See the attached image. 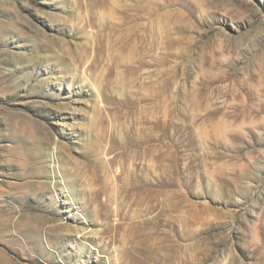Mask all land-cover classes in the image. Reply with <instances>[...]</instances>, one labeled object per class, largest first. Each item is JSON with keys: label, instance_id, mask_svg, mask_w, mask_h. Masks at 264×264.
Instances as JSON below:
<instances>
[{"label": "rangeland", "instance_id": "rangeland-1", "mask_svg": "<svg viewBox=\"0 0 264 264\" xmlns=\"http://www.w3.org/2000/svg\"><path fill=\"white\" fill-rule=\"evenodd\" d=\"M0 264H264V0H0Z\"/></svg>", "mask_w": 264, "mask_h": 264}, {"label": "bare ground", "instance_id": "bare-ground-1", "mask_svg": "<svg viewBox=\"0 0 264 264\" xmlns=\"http://www.w3.org/2000/svg\"><path fill=\"white\" fill-rule=\"evenodd\" d=\"M116 151V150H115ZM115 151H113L112 149H110L109 150V153H113V152H115ZM114 154V153H113ZM112 154V155H113ZM54 155V154H53ZM118 157H119V154H114L111 158H110V161H111V165H116V164H118ZM118 176V172H116L115 173V175H114V177H117ZM115 194V193H114ZM115 196V195H114ZM108 201H110L109 199H108ZM107 202V201H106ZM106 202H104V203H106ZM111 202V201H110ZM103 203V204H104ZM107 205V204H106ZM102 208V207H101ZM97 212H99V211H97ZM103 214V213H102ZM104 216V215H103ZM85 236V235H84Z\"/></svg>", "mask_w": 264, "mask_h": 264}]
</instances>
